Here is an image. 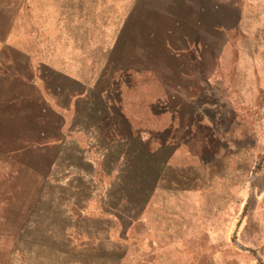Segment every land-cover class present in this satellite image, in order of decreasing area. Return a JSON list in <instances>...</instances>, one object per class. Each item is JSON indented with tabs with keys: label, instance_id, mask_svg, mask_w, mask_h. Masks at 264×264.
<instances>
[{
	"label": "rangeland",
	"instance_id": "obj_1",
	"mask_svg": "<svg viewBox=\"0 0 264 264\" xmlns=\"http://www.w3.org/2000/svg\"><path fill=\"white\" fill-rule=\"evenodd\" d=\"M1 73L0 264H264V0H0ZM94 120L110 141L171 138L136 220L158 157L133 144L101 178L73 147L100 145L76 130Z\"/></svg>",
	"mask_w": 264,
	"mask_h": 264
},
{
	"label": "crops",
	"instance_id": "obj_2",
	"mask_svg": "<svg viewBox=\"0 0 264 264\" xmlns=\"http://www.w3.org/2000/svg\"><path fill=\"white\" fill-rule=\"evenodd\" d=\"M0 76H2V73L0 74ZM158 76H159V74L157 73V77ZM70 78H72V80H75L76 82H78V84H80L82 87H84V89H88V90L91 89L92 91H95L93 84L91 86V83H90V81H92V79H93V75H90L89 79H88V77H84L82 79L80 77H76L75 75L70 76ZM159 78H160V76H159ZM87 79L89 80V82ZM89 83H90V85H89ZM162 107H163V104L160 102V99H158L157 100V106L155 107V109L158 108L161 111ZM95 126L97 128V124L95 123V120H94L92 122L90 121L89 123L85 124V126H83L82 128H78V127L76 128L77 131L81 130L82 132H84L85 135L88 134L89 132H91V134L94 132L91 136L96 138V140L99 141V143H100V145L97 144V146H96V143H94V144L89 143L88 149L77 147L75 144H73L74 149L75 148L79 149V152H80V153H78L79 158H81L84 161L89 162L88 161L89 156L91 157L92 155H93L92 157H97V158L99 157V158H103L104 160H110V158L113 156V154L115 152H120L118 154V156H116V159H114V161H117V159L121 158L122 156H127V157L129 156V155L125 154L126 152H124V148L128 149L127 147L131 146L133 144L141 145L144 148V153L147 155L146 157H148L149 159H152L155 161V160H157V157H158V160H159L158 178H156L155 184L153 185V188L150 190V193L148 194L149 197H146L145 203L142 205V207L140 209L135 208V212L133 214H131V218L133 220H136V219H138L139 215L142 214V212H143L142 210H144V208L149 204V200H151V198H152V193L157 192V189H158V192L162 191L163 187L165 186L163 184V181H164L163 179L165 177L166 170L170 167L168 165V161L171 158L170 154L173 152L174 148L172 147V144L170 142L165 141V144H164L165 146L161 147L158 151H157V148L150 149L149 144L152 141L147 142V140L145 138V134H144L145 131L142 132L141 134H138V135L135 134L132 137H126V138L123 137L127 140L119 138V140H114L115 142L111 143L110 140L104 139V137L99 133V131L98 132H96L97 130L95 131ZM144 128H146V127L143 126V129ZM168 144H170V145H168ZM63 146H65V143H63ZM82 152L86 153L85 154L86 156L82 157V155H81ZM166 152H168L170 154L168 156H166L164 159H159L161 157V154L166 153ZM98 154H100V155L98 156ZM87 155H88V158H87ZM114 157L115 156H113V158ZM155 167L157 168V165ZM95 170H96V168H95ZM95 170H94V172H95ZM109 170H111V168Z\"/></svg>",
	"mask_w": 264,
	"mask_h": 264
},
{
	"label": "trees",
	"instance_id": "obj_3",
	"mask_svg": "<svg viewBox=\"0 0 264 264\" xmlns=\"http://www.w3.org/2000/svg\"><path fill=\"white\" fill-rule=\"evenodd\" d=\"M183 50V49H182ZM180 53V52H179ZM182 53H183V51H182ZM88 79H89V76H88ZM87 79V80H88ZM88 82H89V80H88ZM90 83H92V81H90ZM157 89H160V90H163V92H165V86H164V83L162 82V79L161 78H159V76L157 77ZM182 89H184V91H186L185 90V88H182ZM104 96H105V94H102V97L104 98ZM163 96H165V94H163ZM101 97V98H102ZM102 98V99H103ZM160 99V102L163 104V107H162V109H161V111L157 108V121H166V122H164V123H157V126H159V128L160 129H167L168 127L167 126H169V122L171 121V119L173 118V117H176V112H175V110L174 111H171L169 108H168V106H166L167 104L164 102V99H163V97L162 98H159ZM165 103V104H164ZM184 104V103H183ZM194 104V103H193ZM162 112V113H161ZM164 115V116H163ZM104 117V116H103ZM102 119L103 118H101L100 120H98V121H102ZM133 128V127H132ZM132 128H131V135L129 136V137H132V136H134L135 134L136 135H138V134H141L142 132H144L145 131V129H143V127H138V128H133V130H132ZM159 128H158V130H159ZM147 131H149V130H147ZM160 132V131H159ZM126 138V137H125ZM168 139H171V138H167L166 136H158L157 135V141H158V145H157V150H159L161 147H163V146H165L164 144H165V141H167ZM115 139H113V140H111L110 142L112 143V142H115L114 141ZM117 140V139H116ZM169 142V141H168ZM55 145V144H54ZM168 145H170V144H168ZM48 146H50V145H48ZM51 146H53V145H51ZM57 147H60V148H62V150H64V146H59V145H56ZM45 147V146H44ZM38 148H40V147H38ZM126 160H127V163H128V160H129V157H127L126 158ZM69 162V161H68ZM115 163H116V161H113V163H111L110 162V160H104L103 158H101L99 161H98V167H99V169H100V171H101V178H115L113 181H115L117 178L116 177H118L117 175H119V174H117V175H113L112 176V171L114 170V166H115ZM127 163H124L122 166H120L121 167V170L119 171V173H120V176H119V178H120V180L121 179H123V170L124 169H126L127 168ZM125 164H127V165H125ZM110 167L111 168V170H109V168L108 167ZM97 169V168H96ZM135 174V177H136V180H137V182L136 183H138V180H140V178H142V180H143V175L142 176H140V175H138V174H136V173H134ZM97 177H98V173H96V176H95V179H94V181L95 182H97ZM99 181H100V179H99ZM136 186V185H135ZM132 187H134V184L132 185ZM132 191V189H128L127 190V192H125V193H122V198H119L118 197V199H119V201H122L123 203H127L128 201H129V198H128V193L129 192H131ZM71 229H73V227L71 228ZM70 234V233H69ZM70 238H71V243H70V247L68 248V252H69V254H76L77 255V252H79L80 250H82V249H85L86 248V246L87 245H83L81 248H79V245L77 244V239L75 238V236H73L72 234H70ZM74 239H76L75 241H74ZM75 242V243H74ZM60 243L58 242V245H59ZM85 247V248H84ZM121 248V247H120ZM89 263V262H88ZM54 264V263H53ZM77 264H87V262H82V263H77ZM89 264H92L91 262L89 263Z\"/></svg>",
	"mask_w": 264,
	"mask_h": 264
},
{
	"label": "water",
	"instance_id": "obj_4",
	"mask_svg": "<svg viewBox=\"0 0 264 264\" xmlns=\"http://www.w3.org/2000/svg\"><path fill=\"white\" fill-rule=\"evenodd\" d=\"M84 163H85V165L87 166L89 163L86 161H84V160H82ZM83 163V164H84ZM90 183L91 182H88V184L87 185H90ZM68 220V219H67ZM70 226H73V227H75V224L73 223V224H68V228L70 227ZM68 228L67 227H65L64 228V230H63V232L60 234V236H59V243L60 244H62V248L63 249H66V253H68V255H70L69 254V252H68V248L70 247V243H71V238H70V234H69V232H68ZM72 228V227H71ZM14 256H13V258H14V260H15V262H16V264H25V260H24V258L22 257V256H20L18 253H17V251L13 254ZM39 264H53V262H48V263H39ZM54 264H58V263H54ZM60 264V263H59ZM61 264H63V263H61ZM65 264H69V263H65Z\"/></svg>",
	"mask_w": 264,
	"mask_h": 264
}]
</instances>
